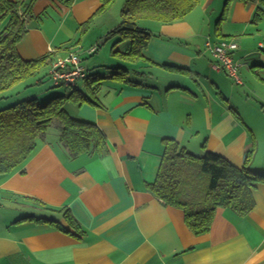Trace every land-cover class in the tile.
<instances>
[{"label":"crops","instance_id":"0c3cea01","mask_svg":"<svg viewBox=\"0 0 264 264\" xmlns=\"http://www.w3.org/2000/svg\"><path fill=\"white\" fill-rule=\"evenodd\" d=\"M68 1L36 2L18 52L24 60H35L79 50L89 74H96L91 67L115 68L99 72L104 80L98 105L66 108L104 133L107 152L71 157L53 124L20 167L0 176V264H264V182L253 190L255 207L249 215L219 208L204 235H195L183 211L149 190L160 171L165 140L200 157L219 154L238 167L253 150L249 166L264 175V52L246 50L248 43L241 47L239 40L256 29L257 6L233 0L225 20L212 31L209 12L219 1L201 0L182 21L145 22L154 35L143 51L150 62L119 60L112 55L114 44L105 58L86 65L99 45L110 42L103 43L112 27L105 16L120 12L112 11L114 6L99 14L100 0ZM7 22L0 24V32ZM223 40L238 43L233 56L241 64L239 86L246 91L214 67L208 44ZM258 46L264 48L262 42ZM124 66L130 69V84L112 79ZM38 96L45 99L48 93L35 91L26 99Z\"/></svg>","mask_w":264,"mask_h":264},{"label":"trees","instance_id":"16d2710c","mask_svg":"<svg viewBox=\"0 0 264 264\" xmlns=\"http://www.w3.org/2000/svg\"><path fill=\"white\" fill-rule=\"evenodd\" d=\"M37 1L0 0V24L8 20L7 25L0 32V95L27 81L30 82L42 70L46 71L45 76L54 88L61 87V85L56 86L49 75V69L56 60L52 55L35 60H24L18 52V45L28 31V22L34 17ZM100 1L102 6L99 14L111 10L117 0ZM200 1L126 0L121 11V24L107 33L103 43L114 38L118 39L112 49V55L119 60L132 65L150 62L143 51L154 35L138 23L155 21L171 24L182 21L198 7ZM232 1H225L219 22L225 20ZM239 1L255 4L257 8L254 20L256 22L262 20L264 0ZM68 2L72 4L74 0ZM89 24L81 28V33ZM124 42H130L128 49L117 50L119 44ZM164 68L172 72L187 71L170 66ZM129 71L126 66L120 67L112 79L130 84ZM103 80L104 78L98 74L88 73L81 81L83 88H79V85L75 88H66L70 90L67 95L52 96L49 101L43 103L36 99L37 97H33L1 109L0 176L9 175L20 167L34 152L38 141L45 139L49 128L55 122L58 123L61 134L60 143L68 150L71 157L106 153L107 140L104 133L95 124L72 117L65 108L68 102L98 105L97 94ZM37 82L42 84L43 81L40 79ZM6 98L2 99L6 100ZM165 146L159 174L155 183L149 185V190L166 205L183 211L185 223L195 235L210 232L219 208L229 209L241 217L253 211L255 207L253 190L257 184L264 182V175L249 166L253 150L247 153L245 164L238 167L213 152H206L202 157L194 155L175 140H165ZM64 217L75 225L69 212L65 211ZM49 222L55 223L59 229L69 233L57 221Z\"/></svg>","mask_w":264,"mask_h":264},{"label":"rangeland","instance_id":"374dc122","mask_svg":"<svg viewBox=\"0 0 264 264\" xmlns=\"http://www.w3.org/2000/svg\"><path fill=\"white\" fill-rule=\"evenodd\" d=\"M125 1L126 0H117L116 1V4L114 5L115 8L112 10V11H119L120 13L117 14V12H113L114 14L109 13L107 16L105 17H110L109 18V25L112 26L110 27V31L117 28L121 22H122V19H121V11H122V7L124 6L125 4ZM219 2L216 3V7H214V10L210 11L209 14H211V18L214 20L213 21V24L210 25V28H212V31H214L215 29V24L218 20H220L221 18V15H222V12L224 10V5H225V1L226 0H218ZM113 15V17H112ZM112 22V23H111ZM116 22V23H114ZM141 27L145 28V22L144 23H138ZM255 27L256 29L254 28H250L248 31H247V34L245 35H242L239 37V40H240V45L242 47V43H248L246 44L245 46V49L246 50H253L255 53H262L264 52V48H260L258 46V43L259 42H262L264 44V17L262 18L261 21H259L258 23L255 24ZM115 39V38H114ZM110 40V42L106 45V47H103V45L100 47L99 49V52L96 53L95 55H93L92 57H88L86 60H85V63L86 65L88 64H92V63H95V62H98L99 61V58L100 57H106L108 55V52L110 51L112 45H114L118 39L116 40ZM104 42V40H103ZM130 45V42L129 43H126V44H119V46L117 47V50L119 51H123L125 50L127 47H129ZM244 48V47H243ZM80 52V51H79ZM242 52V51H241ZM116 62L117 65H126L125 62H122V61H114ZM247 62V60H246ZM110 67L108 66H104V67H98L96 69L91 67L90 69H92V72L93 73H96L98 75H105L107 74L109 71H113L115 68L114 67H111V65H109ZM116 66V65H115ZM117 68V67H116ZM96 69V71H94ZM240 70V69H239ZM100 72V74H99ZM46 71L45 70H42L35 78H33L30 82H25L19 86H16L13 90H10L9 92H6L4 93L3 95H5L4 97H7L6 100H4L5 102V107L4 108H9L10 106H13V105H16L18 102H21L23 100H25L27 97L30 96L31 93L33 92H38V93H42V91L46 90V92L48 93V96L44 99L42 97L39 98V96L36 98L38 99L41 103L43 102H47L50 100V98H52V96H59V95H67L70 93V90L69 89H66L64 87H57V88H54V86L52 85V83L47 79V77L45 76L46 74ZM42 79V84H37L38 80ZM177 82V81H175ZM230 82L232 84L235 85L236 88H239V89H242V91H246L245 87L244 86H239V85H236L234 83V81L230 78ZM21 87V88H20ZM18 89V90H17ZM30 92V93H29ZM27 93V94H26ZM244 95V93H242ZM75 103L71 102V103H67L65 105V108H71ZM56 124V128L58 129V123L55 122ZM54 127V126H53Z\"/></svg>","mask_w":264,"mask_h":264},{"label":"built area","instance_id":"2783aa9c","mask_svg":"<svg viewBox=\"0 0 264 264\" xmlns=\"http://www.w3.org/2000/svg\"><path fill=\"white\" fill-rule=\"evenodd\" d=\"M208 48L213 55L215 69L224 71L237 84H242L239 74L241 64L233 56L239 49L238 43L235 40H223L214 45L209 43ZM96 51L95 46L89 54L93 55ZM49 75L56 86L75 88L87 77L88 71L78 50L69 52L65 57H58L50 67Z\"/></svg>","mask_w":264,"mask_h":264}]
</instances>
